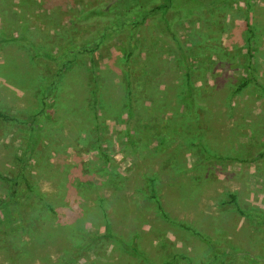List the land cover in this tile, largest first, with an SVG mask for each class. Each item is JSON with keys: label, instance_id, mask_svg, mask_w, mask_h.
Returning <instances> with one entry per match:
<instances>
[{"label": "rangeland", "instance_id": "rangeland-1", "mask_svg": "<svg viewBox=\"0 0 264 264\" xmlns=\"http://www.w3.org/2000/svg\"><path fill=\"white\" fill-rule=\"evenodd\" d=\"M97 1L104 0H0V112L15 119L0 120L4 177L14 179L16 157L28 151L29 130L17 119L32 122L42 106V77L50 81L56 72L51 61L11 39L24 23L39 49L52 53L97 30L100 22L79 21ZM171 27L179 42L159 32L167 33L163 25L141 24L129 63L132 43L119 31L90 58L64 67L46 99L51 119L40 114L35 121L40 140L26 168L40 196L21 182L11 201L12 180L0 179V264H206L213 243L264 264V223L253 224L226 202L236 193L240 208L264 215V158L254 159L264 151V95L254 85L232 92L246 79L249 60L264 85V0L220 2ZM186 73L192 109L179 101L187 94ZM42 122L44 129L37 127ZM205 148L213 158L205 159ZM149 177L173 222L145 196Z\"/></svg>", "mask_w": 264, "mask_h": 264}, {"label": "trees", "instance_id": "trees-1", "mask_svg": "<svg viewBox=\"0 0 264 264\" xmlns=\"http://www.w3.org/2000/svg\"><path fill=\"white\" fill-rule=\"evenodd\" d=\"M224 1H229V0H104V1H97V3L94 4V6L89 7L87 10H83L80 14V19L79 21H98L100 22L101 25L97 28V30H92L91 32H87L83 36H77L75 39L68 40L65 42L63 46L60 48L56 49L55 51H52V53L43 50L42 48L39 49V46L37 42L32 40L30 38V35L28 31L26 30V26L21 24L20 26V31L17 33L15 37H13L11 40L17 41L19 43H22L23 45L30 47L31 49H34V57L41 56L42 58H46V60L51 61L53 64H55V74L49 81L46 79V77H42V84L39 87V95H40V102L42 106H39L36 111H34L33 114L29 116L32 122L29 121H21L18 120L19 123H22L26 128L29 130L28 132V151H26L25 156L19 155L16 157V164H15V177L14 179H8L7 177H4L0 173V179L1 180H12V189H11V198L10 200H15L19 194V184L23 182L25 185L26 190H28L31 193H35L36 195L40 196V193L38 190H36L35 187L31 185V182L29 181L27 177V165L29 163L30 157L32 156L33 152L35 151V144L40 140L39 134L37 128L35 127L37 125L36 122L41 121L39 120L40 114L41 116H45V122H48L51 119V112L47 111L45 108V105L47 106L46 99L50 97L51 93L54 90V86L57 83L58 79L62 76L63 74V69L64 67H67L69 64L72 62L77 61L79 58L83 56H89L91 57V54L95 51L98 50V48L101 46L107 38H111V36L114 33H119V31H125L126 36L129 40V42L132 43V46L130 47L129 50H127L126 53V58L129 63V59L136 53L138 48L136 47L139 43V41H136L132 39L134 34L139 31L140 25L145 24V22L151 23L152 25L157 26H164L165 31L160 30L159 32L162 34H167V36L171 37L172 39H175L176 42H179L176 39V35L173 34L171 23L175 19H182L186 18L190 15H192L195 11L203 10V9H210L214 7L215 5H218L220 2ZM172 9L174 10L175 14L174 16L170 17V20H168L167 17H165V13L169 12V10ZM247 22V20H246ZM248 32L250 33L248 37V43L252 40L253 37V29H251L249 23H246ZM100 31V35H96V31ZM128 30V31H126ZM129 30H132L131 34ZM135 33H134V32ZM134 33V34H133ZM2 34V31H1ZM3 38V37H2ZM5 41H10V39H4ZM37 50H36V49ZM250 52L248 53V55ZM251 58V57H249ZM252 61H248V74L247 77L244 81L239 83L237 88L232 89V92L235 93L238 90H241V88L245 86H251L254 85L256 86L257 90L261 92V94L264 95V85L260 84L255 78L252 72L254 71V66H252ZM44 64H47L46 61H44ZM128 64L125 63V67ZM129 70V69H128ZM130 73V71H128ZM187 81L185 85V89L187 91V94L182 93V95L179 98V101L185 102L189 109L193 108V100H192V92L191 87L189 85V75L186 73ZM127 90H126V96L128 100V104H126V110L128 113V119L126 121V125H130L131 123V109L133 106V90L131 88V79L130 75L127 77ZM190 90V95H188ZM98 91L97 86L93 89L92 91V98L95 103V107L97 108V98H96V93ZM94 109V127L96 128L94 133L97 140L98 138V127H99V113L97 112V109ZM191 111V110H190ZM41 118V117H40ZM8 120V121H15L13 118H9L7 114L4 112H0V120ZM36 121V122H35ZM41 123V122H40ZM38 124V128L44 129V123L42 126ZM34 124V125H33ZM40 131V130H39ZM196 140L191 139L187 140L186 144L190 147L196 146ZM100 143L97 142V148L99 150ZM204 150V157L206 160H209L213 158V155L208 152V150L205 148ZM207 152V153H206ZM101 153V152H100ZM264 158V151H259L256 153L254 159H261ZM105 171V170H104ZM105 173H103L102 176H104ZM150 181V189L145 196L148 195V197H151L154 199L156 204L158 205V210L161 216L169 221V216L167 213L163 210V208L160 205V202L157 199V196L155 195L154 189H152L151 182L153 183L154 178L149 177L148 178ZM18 186V187H17ZM151 191V193H150ZM150 193V194H149ZM229 200L226 201L227 203H230L233 205V208L239 212L242 215H245L246 218L250 219L253 224L257 222H263L264 223V215L261 213H255L251 210H244L240 208L239 203L237 201V195L236 193H229L228 195ZM48 209L56 213V210H54V207L50 204H47ZM176 223H178L176 221ZM180 224V223H179ZM184 229H187L188 231H192L196 234H199L198 232L194 231L191 229V227L187 225L181 224ZM109 229L108 226L105 227V230L107 231ZM81 233V232H80ZM260 261L262 259L264 260V257L261 255ZM236 258H243L246 260L248 264H255L257 262V258L250 256L247 252L243 254H237L234 253L233 247L229 248H217V246L213 243L212 247L209 249V255L206 259V264H222V263H227V262H232ZM164 264H170V263H165ZM262 264V263H261Z\"/></svg>", "mask_w": 264, "mask_h": 264}]
</instances>
